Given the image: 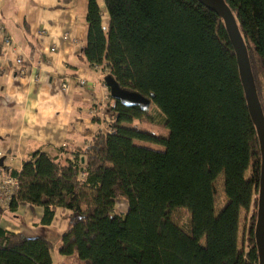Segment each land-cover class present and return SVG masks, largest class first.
<instances>
[{
	"label": "trees",
	"instance_id": "1",
	"mask_svg": "<svg viewBox=\"0 0 264 264\" xmlns=\"http://www.w3.org/2000/svg\"><path fill=\"white\" fill-rule=\"evenodd\" d=\"M86 1V62L150 100L163 122L155 123L150 106L126 107L111 97L109 133L84 150L37 151L12 171L20 187L8 211L43 208L40 224L49 227L63 210L59 253L83 264H259L262 152L226 24L197 0ZM225 2L247 46L264 114V0ZM135 123L162 125L169 135L124 126ZM221 176L228 202L217 215ZM119 201L128 204L125 212L117 211ZM178 209L191 213V234L174 223ZM243 211L252 216L240 249ZM53 247L43 236L0 228V264H53Z\"/></svg>",
	"mask_w": 264,
	"mask_h": 264
},
{
	"label": "crops",
	"instance_id": "2",
	"mask_svg": "<svg viewBox=\"0 0 264 264\" xmlns=\"http://www.w3.org/2000/svg\"><path fill=\"white\" fill-rule=\"evenodd\" d=\"M87 4L86 0H0V159L4 158V172L21 171L37 151L57 155L63 147L69 152L84 150L98 133L111 130L114 101L106 77L85 60ZM8 35L21 51L6 47ZM21 54L25 63L18 66ZM40 61V68L29 65ZM81 80L86 81L82 86ZM43 214V208L29 205L14 213L2 212L0 228L47 239L58 218L44 227L40 224Z\"/></svg>",
	"mask_w": 264,
	"mask_h": 264
},
{
	"label": "water",
	"instance_id": "3",
	"mask_svg": "<svg viewBox=\"0 0 264 264\" xmlns=\"http://www.w3.org/2000/svg\"><path fill=\"white\" fill-rule=\"evenodd\" d=\"M210 11L218 14V16L226 24V31L229 35L232 46L238 58V66L240 69V77L243 84L244 93H246V101L249 108L250 116L257 128L258 138L260 139L261 157V177L258 201L257 225L255 228L256 245L258 249L259 264H264V114L262 105L256 88V82L250 65V57H248V49L244 38L240 33L238 23L236 22L233 12L227 6L225 0H197ZM105 83L110 90V95L115 101H120L127 106H142V109L148 110L150 100L136 93L125 92L120 89L112 76L105 78ZM84 161V159H83ZM0 166H4V158L0 159Z\"/></svg>",
	"mask_w": 264,
	"mask_h": 264
},
{
	"label": "rangeland",
	"instance_id": "4",
	"mask_svg": "<svg viewBox=\"0 0 264 264\" xmlns=\"http://www.w3.org/2000/svg\"><path fill=\"white\" fill-rule=\"evenodd\" d=\"M101 5H102V10H103V16H104V26L107 27L109 23V16L107 14L105 4L101 3ZM150 111L151 113H153V116L155 117L154 119L156 120L155 123L160 124L161 122H163L162 114L161 112L157 110L154 104H151ZM124 126L127 128L130 127L133 129H138V130L140 129L142 131H147V132H155L156 134L162 137L163 136L168 137L169 135V131H167L162 125L161 126H156L154 124L140 125L138 123H135V124H127V125L125 124ZM136 144L138 145L141 144L142 146L148 149H151V150L153 149L156 151H164L165 149V146L150 143L147 141L136 142ZM251 173H252V170L250 168L246 174L247 178H251L252 176ZM223 185H224V176H221L220 178H218L217 183H216L217 194L215 197V200H216L215 212L217 213V215H219L222 212V210L225 208L228 202V199H226L225 189L223 188ZM127 207H128V204H126L124 201H119L117 211L125 212L127 210ZM62 214L63 212H60L57 214V218H58L57 224L55 225V227L50 228V232H48L46 235L47 239L53 242L54 244V247L51 250L53 264H83L79 260L77 255L66 257L64 255H61V253H59V249L62 247V242H61L62 234L66 231V228H67V221L65 220V218L62 217ZM245 214H246L245 211H243L241 214V221H240L241 224H240V231H239L240 249H243V245L247 238L246 232L249 231L250 229L249 225L251 224L250 218L252 216V212L251 214H249L248 219H246L247 216ZM191 216H192L191 213H187L185 209H178L177 211L174 212L172 218L176 225H180L186 232L191 234V228H192V224H191L192 217ZM257 216H256V221H257ZM34 227H38V225H34ZM204 242L205 241L203 240V243Z\"/></svg>",
	"mask_w": 264,
	"mask_h": 264
},
{
	"label": "built area",
	"instance_id": "5",
	"mask_svg": "<svg viewBox=\"0 0 264 264\" xmlns=\"http://www.w3.org/2000/svg\"><path fill=\"white\" fill-rule=\"evenodd\" d=\"M40 35H44V32H42ZM5 45L6 47H9L15 51H21L20 47L14 43L13 38L11 35H8L5 39ZM25 63V58L22 56L17 59L16 64L19 66L23 65ZM42 62H38L36 65H34L32 62H29V65H31L32 68H40V65ZM104 66L96 67L98 71L101 72L106 77V74L104 73ZM37 80L39 81V76H36ZM86 83L85 80H81L80 84L81 86ZM69 84V77L67 79L63 80L62 88L64 90L68 89ZM115 108V102L111 104L110 110ZM3 156L2 153H0V158ZM20 184L18 179L13 175L12 172H4L0 166V208L4 209L5 211H8L10 208V203L13 199V195L19 190Z\"/></svg>",
	"mask_w": 264,
	"mask_h": 264
}]
</instances>
